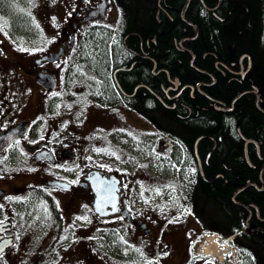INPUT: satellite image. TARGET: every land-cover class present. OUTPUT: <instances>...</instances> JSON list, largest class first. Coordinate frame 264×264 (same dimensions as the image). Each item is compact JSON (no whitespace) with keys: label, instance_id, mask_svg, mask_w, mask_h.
I'll use <instances>...</instances> for the list:
<instances>
[{"label":"flooded vegetation","instance_id":"af4514ba","mask_svg":"<svg viewBox=\"0 0 264 264\" xmlns=\"http://www.w3.org/2000/svg\"><path fill=\"white\" fill-rule=\"evenodd\" d=\"M172 2L150 5L159 25L175 21ZM222 4L215 10L203 4L204 11L223 22ZM182 11L183 36L173 45L189 65L172 74L156 58V35L145 41L136 31L119 33L118 0H0V264H264V215L241 200L250 188L264 191L260 128L244 143V152L254 146L262 162L258 182L235 186L227 206L256 229L248 234L263 250L218 255L203 248L215 229L203 226L197 198L224 178L221 158L212 156L219 141L223 150L228 142L210 137L202 155L204 136H193L188 125L201 111H235L243 97L249 116L255 117L251 104L264 115V93L252 56L236 55L233 44L205 48L198 60L191 45L200 31L192 39L195 28ZM95 30L111 32L117 47L112 90L103 88L106 72L90 71ZM145 65L152 78L130 86L127 74ZM225 82L242 87L229 104L212 95ZM219 102L229 108L235 102L234 110ZM246 160L255 166L250 155Z\"/></svg>","mask_w":264,"mask_h":264},{"label":"trees","instance_id":"16d2710c","mask_svg":"<svg viewBox=\"0 0 264 264\" xmlns=\"http://www.w3.org/2000/svg\"><path fill=\"white\" fill-rule=\"evenodd\" d=\"M156 1L118 0L122 7V23L124 24V28L119 33L125 35L136 31L138 37L145 41L156 35L161 47L156 55L159 65H163L164 68H168L172 74H175L177 70H186L189 65L187 54L179 53L173 45L174 39L183 36V22L180 18L182 8L187 0H173L171 13L175 21L170 22L167 26L159 25L155 11L150 10V5ZM204 2L211 6L215 5L218 0H204ZM217 14L227 19L221 22L211 12L204 11L201 0L191 1L186 18L196 24L200 31L199 37L192 43L191 49L197 53L198 60L205 48L217 50L218 47L224 46L226 43L233 44L236 55L249 53L254 61L253 76L256 78V84L261 90L263 89L264 93V0H223ZM187 30L191 31V28L187 27ZM110 41L111 33L106 30H95L89 40L90 71L94 76L106 72L107 75H103L104 89H111L112 86L110 71L113 60L111 56L114 58L115 65H119L117 47L113 46L111 52ZM129 43L136 46L134 41L130 42L129 40ZM179 60L183 61L181 67L177 62ZM127 75L130 76L128 78L130 86L138 82L139 79L152 78L147 65L134 69L130 75ZM241 89L242 87L233 82L231 84L219 83L212 89V95L220 97L229 104L233 96ZM244 99L243 97L237 102L236 110L233 112H219L214 109L201 111L196 117L198 122L188 125L193 136H204L199 143V153L202 155H206V150L212 145L210 137L223 136V140L228 142V149L223 150L219 141V147L212 156L213 160L221 158L218 171L224 174V178H219L216 184L206 186V190L203 188L197 198L202 215L208 213V220L214 224L213 232H219L224 238L230 237L244 228L243 217H232L230 207L227 206L232 190L235 186L247 181L258 182L262 164L256 156L254 146L249 147V155L255 166L251 167L245 159V141L238 133V128L245 137H256L257 129L260 128L258 135L262 137L264 136V115L251 104V114L255 117L249 116L245 109L247 101L244 102ZM136 109L145 117L148 116L147 108L137 106ZM225 165L233 170H226ZM213 191H215V195L217 194V200H210V194L212 195ZM241 200L245 203L254 202L264 215V191L257 192L250 188L242 193ZM238 208L243 209L242 207ZM211 210L217 216L214 220L211 218ZM235 214L238 213L235 211ZM258 241V238L256 239L246 232L236 236L233 240L234 243L240 244L246 250H263Z\"/></svg>","mask_w":264,"mask_h":264},{"label":"rangeland","instance_id":"374dc122","mask_svg":"<svg viewBox=\"0 0 264 264\" xmlns=\"http://www.w3.org/2000/svg\"><path fill=\"white\" fill-rule=\"evenodd\" d=\"M209 214L206 213L202 215V222L204 227H213L214 224L212 221H209ZM218 225V223H217ZM208 238L203 239V248H206V250L214 251L218 255L223 254L224 250H237V246L233 243H230L228 240H224L223 237H220V235L216 234H207ZM217 248V250L215 249ZM226 255V253H225Z\"/></svg>","mask_w":264,"mask_h":264},{"label":"water","instance_id":"95a60500","mask_svg":"<svg viewBox=\"0 0 264 264\" xmlns=\"http://www.w3.org/2000/svg\"><path fill=\"white\" fill-rule=\"evenodd\" d=\"M201 1H202V3L204 4V6H205L207 9H209V10H215V9L219 6V4H220V2H221V0H219L218 4H217L215 7L210 8V7H208V6L205 4V2H204L203 0H201ZM190 3H191V0H188L187 3H186V5H185V7H184V9H183V11H182V17L184 18V20L186 21L187 24H190V25H192V26L195 28V32H196V33H195V36L192 38V39H194V38H196V37L198 36V34H199V29H198V27H197L193 22H191L190 20H187V19L185 18V14H186V12H187V9H188ZM122 69H124V67H120V68L116 69V72H115V73H117L118 71H120V70H122ZM234 103H235V102H234ZM234 103H233V105L229 108V107H227V105H226L225 103L219 102V104L223 106V108H221L222 110H230V111H233V110H234ZM245 140H246V139H245ZM251 141H253V140H252V139H248V140H246V144L250 143ZM254 186H256V185L254 184ZM236 194H237V193H236ZM236 194H234V196H233V200H235V198H236ZM247 207H248V206H247ZM247 222H248V221H247ZM247 225L249 226V223H247ZM249 227H250V226H249ZM250 228L252 229V231H255V230H256L255 228H252V227H250ZM263 232H264V230H263Z\"/></svg>","mask_w":264,"mask_h":264},{"label":"snow or ice","instance_id":"6c2138e0","mask_svg":"<svg viewBox=\"0 0 264 264\" xmlns=\"http://www.w3.org/2000/svg\"><path fill=\"white\" fill-rule=\"evenodd\" d=\"M55 18H53V20H54ZM19 50H22V51H28V49H19ZM97 151H103V150H100V149H98ZM73 183H75V182H73ZM9 199H12V198H9ZM0 207H2V206H0ZM77 219H83V220H87V217H78ZM3 224V222L2 221H0V225H2ZM64 239H67V237H64ZM0 251H2V249H0ZM165 255H166V253H165Z\"/></svg>","mask_w":264,"mask_h":264},{"label":"bare ground","instance_id":"6f19581e","mask_svg":"<svg viewBox=\"0 0 264 264\" xmlns=\"http://www.w3.org/2000/svg\"><path fill=\"white\" fill-rule=\"evenodd\" d=\"M187 1H188V0H187ZM191 1H192V0H191ZM203 1H204V0H203ZM218 2H219V1H218ZM186 3H187V2H186ZM205 4H206V3H205ZM217 4H218V3H217ZM217 4H216V5H217ZM185 5H186V4H185ZM216 5H215V6H216ZM207 6H208V5H207ZM215 6H214V7H215ZM184 7H185V6H184ZM208 7H209V6H208ZM210 8H211V7H210ZM183 9H184V8H183ZM185 15H186V14H185ZM195 33H196V32H195ZM239 131H240V129H239ZM240 133H241V131H240ZM241 134H242V133H241ZM241 134H240V136L243 135V134H242V135H241ZM245 156H246V159L249 158V151H248V150H247V153H245ZM242 207H243V206H242ZM215 249L217 250V248H215Z\"/></svg>","mask_w":264,"mask_h":264}]
</instances>
